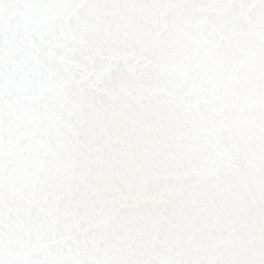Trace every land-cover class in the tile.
I'll return each mask as SVG.
<instances>
[{
  "label": "snow or ice",
  "instance_id": "6c2138e0",
  "mask_svg": "<svg viewBox=\"0 0 264 264\" xmlns=\"http://www.w3.org/2000/svg\"><path fill=\"white\" fill-rule=\"evenodd\" d=\"M0 264H264V0H0Z\"/></svg>",
  "mask_w": 264,
  "mask_h": 264
}]
</instances>
